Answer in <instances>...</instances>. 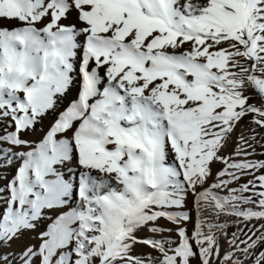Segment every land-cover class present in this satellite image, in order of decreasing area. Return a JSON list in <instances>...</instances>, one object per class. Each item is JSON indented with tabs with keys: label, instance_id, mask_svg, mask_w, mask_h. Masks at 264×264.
<instances>
[{
	"label": "snow or ice",
	"instance_id": "obj_1",
	"mask_svg": "<svg viewBox=\"0 0 264 264\" xmlns=\"http://www.w3.org/2000/svg\"><path fill=\"white\" fill-rule=\"evenodd\" d=\"M258 148L264 0H0V264H264Z\"/></svg>",
	"mask_w": 264,
	"mask_h": 264
},
{
	"label": "rangeland",
	"instance_id": "obj_2",
	"mask_svg": "<svg viewBox=\"0 0 264 264\" xmlns=\"http://www.w3.org/2000/svg\"><path fill=\"white\" fill-rule=\"evenodd\" d=\"M44 131V129L43 128H41V132H43ZM241 132H243L245 135H248V134H250L249 132H248V127H247V124L245 123V124H243V126L241 127V128H238L237 129V133L239 134V133H241ZM32 139H38V137H32ZM233 141H235V136H234V138H233ZM233 147H234V142L233 143H230V145H229V147H228V149H227V152H231L232 150H233ZM261 151H264V150H261V149H257V152L259 153V152H261ZM257 158H264V157H257ZM222 167V165L221 164H216V165H214V168H216V169H218V168H221ZM246 179H248L247 177H245V180ZM165 226L166 227H172V225H169V224H165ZM43 228H44V225H41V230H43ZM141 235H144V233H142ZM37 241H36V234L35 233H33L31 236H29V237H27L26 239H25V241H24V243H28V244H32V243H36Z\"/></svg>",
	"mask_w": 264,
	"mask_h": 264
},
{
	"label": "bare ground",
	"instance_id": "obj_3",
	"mask_svg": "<svg viewBox=\"0 0 264 264\" xmlns=\"http://www.w3.org/2000/svg\"><path fill=\"white\" fill-rule=\"evenodd\" d=\"M188 208H189V209L192 208L191 198H189ZM193 215H195V214L193 213ZM225 219H227V217H225ZM161 223H163V224H168L166 221H161ZM252 223H257V222H256V221H252ZM169 225H170V224H169ZM187 227H188V230H189V231L192 230V224H191V223H189Z\"/></svg>",
	"mask_w": 264,
	"mask_h": 264
}]
</instances>
